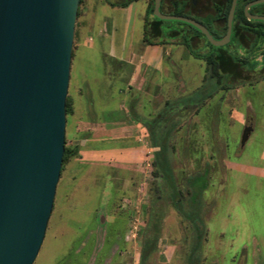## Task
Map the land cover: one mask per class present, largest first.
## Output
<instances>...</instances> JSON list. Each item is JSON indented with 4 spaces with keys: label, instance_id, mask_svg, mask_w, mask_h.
Returning a JSON list of instances; mask_svg holds the SVG:
<instances>
[{
    "label": "rangeland",
    "instance_id": "374dc122",
    "mask_svg": "<svg viewBox=\"0 0 264 264\" xmlns=\"http://www.w3.org/2000/svg\"><path fill=\"white\" fill-rule=\"evenodd\" d=\"M123 1L79 4L67 96L76 116L90 102L102 112L121 102L110 93L127 86L129 71L107 56L109 33L99 35L98 30L113 16L109 3ZM130 4L122 7L124 59L143 45L145 1L136 0L128 9ZM164 22L170 29L178 26L177 21ZM166 41L172 51L163 73L127 95L130 116L148 133L149 159L138 195L123 194L124 211L130 212L123 243L137 254L139 264H264V191L260 198L254 182L227 165L230 157H238L241 143L264 140V79L217 89L203 61L191 57L179 41ZM192 46L197 53L209 49L202 37ZM256 61L258 68L264 65L261 55ZM74 118L66 115V146H71ZM194 177L203 181L198 200ZM97 186V164L80 167L74 159L63 164L34 264H97V224L91 223L97 217ZM132 227L137 235L128 240Z\"/></svg>",
    "mask_w": 264,
    "mask_h": 264
},
{
    "label": "water",
    "instance_id": "95a60500",
    "mask_svg": "<svg viewBox=\"0 0 264 264\" xmlns=\"http://www.w3.org/2000/svg\"><path fill=\"white\" fill-rule=\"evenodd\" d=\"M236 2L220 40L193 20L162 14L161 0H153V16L187 23L222 47ZM79 3L0 0V264H34L45 238L62 168ZM263 3L247 4L246 18L264 22L248 13Z\"/></svg>",
    "mask_w": 264,
    "mask_h": 264
},
{
    "label": "crops",
    "instance_id": "0c3cea01",
    "mask_svg": "<svg viewBox=\"0 0 264 264\" xmlns=\"http://www.w3.org/2000/svg\"><path fill=\"white\" fill-rule=\"evenodd\" d=\"M144 1L147 8V0ZM135 2L121 3L129 5ZM110 8L113 16L106 22V28L98 30V34L109 33L107 56L124 63L129 71L127 86L109 91L110 95L113 93L121 99L114 110L95 111L90 102L83 107L82 115L76 116L73 105L71 116L75 118L71 123V146L79 147V157L74 160L80 167L97 164V217L91 218V223L97 224V264H139L137 254L123 243L130 212L124 211L122 201L127 191H132L135 197L138 195L137 187L145 177L149 159L146 147L148 133L141 121L130 116L127 95L146 79L163 73L172 51L168 45L172 44L142 45L137 54L131 53L124 59L126 45L121 40V29L125 28L122 25L125 10L120 6ZM90 41L88 46L92 47ZM242 146L238 157H230L227 165L246 174L254 182L253 191L263 198L264 140L256 143L251 138L245 144L241 143Z\"/></svg>",
    "mask_w": 264,
    "mask_h": 264
},
{
    "label": "trees",
    "instance_id": "16d2710c",
    "mask_svg": "<svg viewBox=\"0 0 264 264\" xmlns=\"http://www.w3.org/2000/svg\"><path fill=\"white\" fill-rule=\"evenodd\" d=\"M231 1L232 0H227L223 14L220 16L223 24L222 30L218 32H209L215 40H220L225 35L226 18ZM250 1L251 0H237L236 2L230 39L227 45L224 46L233 50L231 53L225 51L222 47L212 46L198 30L192 27H190L191 31L167 30L168 27H166L165 22L153 16V0H147V8L143 23L142 44L146 46L166 44V38L169 40H177L191 57L205 63L208 78L215 79L217 89L226 90L234 88L236 85L252 86L264 79V65L258 68L259 63L256 61V56L261 55L264 58V22L246 20L243 15V7ZM109 5L111 7H124L127 3H109ZM263 7L264 4L256 5L252 7V10L263 9ZM243 22L251 26V29H239L238 25ZM177 23L185 25L182 22ZM200 37L207 42V46L209 47L204 53L194 52L192 46L195 39H200ZM235 48H237V50H235ZM240 52H243V55H241ZM72 114L73 108L69 98H67L66 115L69 116ZM78 157L79 147L76 145L66 146L65 142L62 166L69 159ZM192 183L197 186L198 194L195 196V200H198L203 192L204 187H200L203 181L200 177H197L193 179Z\"/></svg>",
    "mask_w": 264,
    "mask_h": 264
},
{
    "label": "flooded vegetation",
    "instance_id": "af4514ba",
    "mask_svg": "<svg viewBox=\"0 0 264 264\" xmlns=\"http://www.w3.org/2000/svg\"><path fill=\"white\" fill-rule=\"evenodd\" d=\"M125 1H127V0H125ZM253 1H255V0H251L250 2H253ZM250 2L246 3L243 7V15L245 18H246V16L244 14V8ZM226 4H227V0H161L159 10L164 15L184 17V18L193 20V21L199 23L200 25L204 26L208 32H218V31L222 30L223 24L221 22L220 16L223 14V11H224V8L226 7ZM259 5H261V4H259ZM252 7H250L248 10V13L250 15H252V16H263L264 15V7H263V9H259V10H252ZM229 9H230V7H229ZM228 12H229V10H228ZM227 15H228V13H227ZM190 16H192V17H190ZM195 17H198L200 19H204V22L196 20ZM233 17H234V15H233ZM246 20L258 21V20H249L247 18H246ZM177 22H180V21H177ZM182 23H184V22H182ZM184 24L185 25L177 24L178 26L172 27L171 29L168 28L167 30H170V31H191L190 27L194 28L193 26H191L187 23H184ZM232 24H233V21H232ZM225 25L227 28V22ZM238 26H239V29H241V30L251 29V26H249L245 22L239 24ZM262 66H260V68Z\"/></svg>",
    "mask_w": 264,
    "mask_h": 264
},
{
    "label": "built area",
    "instance_id": "2783aa9c",
    "mask_svg": "<svg viewBox=\"0 0 264 264\" xmlns=\"http://www.w3.org/2000/svg\"><path fill=\"white\" fill-rule=\"evenodd\" d=\"M137 235V228L132 227L129 232L127 233L126 237L128 240H134Z\"/></svg>",
    "mask_w": 264,
    "mask_h": 264
}]
</instances>
